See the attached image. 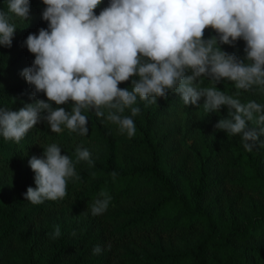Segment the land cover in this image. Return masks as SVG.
I'll use <instances>...</instances> for the list:
<instances>
[{
  "label": "trees",
  "instance_id": "1",
  "mask_svg": "<svg viewBox=\"0 0 264 264\" xmlns=\"http://www.w3.org/2000/svg\"><path fill=\"white\" fill-rule=\"evenodd\" d=\"M107 4L103 0L95 12ZM29 7L27 21H14L11 47L0 46V106L13 111L47 99L43 93L32 97L20 75L34 59L23 41L47 28L42 0H29ZM7 10L8 0H0V11ZM212 35L205 31V38ZM244 44L221 48L243 59ZM194 86L213 85L201 77ZM119 87L132 86L128 81ZM216 87L229 95L236 91L223 79ZM239 99L264 104L258 92L242 91ZM203 103L201 97L185 106L174 92L147 106L138 98L131 138L94 110L82 111L88 119L83 136L66 128L52 132L43 121L19 143L0 136V264H264V136L246 151L239 134L214 127L228 107L206 113ZM60 107L70 111L72 105ZM121 115L131 116L130 109ZM51 143L73 161L76 148H86L93 163L75 165L80 179L68 181L65 198L33 205L23 195L35 187L28 159L42 156ZM102 191L111 200L93 216L90 205ZM56 225L61 235L53 240ZM97 245L103 251L94 255Z\"/></svg>",
  "mask_w": 264,
  "mask_h": 264
},
{
  "label": "clouds",
  "instance_id": "2",
  "mask_svg": "<svg viewBox=\"0 0 264 264\" xmlns=\"http://www.w3.org/2000/svg\"><path fill=\"white\" fill-rule=\"evenodd\" d=\"M102 2L42 0L47 28L23 41L34 59L20 75L32 87V97L43 93L47 99H35L15 111L0 106L4 140L19 143L42 121L55 133L66 128L86 135V110H94L131 138L136 133L132 117L140 113L134 106L137 99L147 106L174 92L185 106L197 105L204 97L206 113L227 106V117L214 127L239 134L244 149L253 150L264 136V104L241 103L239 97L242 91L264 94V0H108L97 14ZM29 12V0H8L7 12L0 11V46L11 47L15 19L27 21ZM207 29L215 35L205 38ZM238 40L245 42L243 59L221 48L234 47ZM201 77H208L213 86L195 87ZM222 79L234 84L232 95L216 87ZM128 81L131 90L119 87ZM69 102L70 111L60 107ZM125 109L131 116L121 115ZM249 121L258 127L249 128ZM75 154L73 161L51 143L43 147L42 156H31L35 187L27 188L25 199L39 205L65 198L68 181L80 179L75 165L93 163L88 149L77 147ZM100 197L90 205L93 216L103 214L111 200L107 192ZM49 235L59 238V225ZM102 251L99 245L93 248L94 255Z\"/></svg>",
  "mask_w": 264,
  "mask_h": 264
},
{
  "label": "rangeland",
  "instance_id": "3",
  "mask_svg": "<svg viewBox=\"0 0 264 264\" xmlns=\"http://www.w3.org/2000/svg\"><path fill=\"white\" fill-rule=\"evenodd\" d=\"M134 79H135V77H134ZM131 82V81H130Z\"/></svg>",
  "mask_w": 264,
  "mask_h": 264
}]
</instances>
